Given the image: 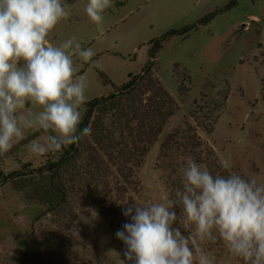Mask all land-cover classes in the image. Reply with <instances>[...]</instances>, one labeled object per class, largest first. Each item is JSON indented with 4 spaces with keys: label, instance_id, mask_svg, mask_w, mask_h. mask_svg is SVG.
Segmentation results:
<instances>
[{
    "label": "rangeland",
    "instance_id": "rangeland-1",
    "mask_svg": "<svg viewBox=\"0 0 264 264\" xmlns=\"http://www.w3.org/2000/svg\"><path fill=\"white\" fill-rule=\"evenodd\" d=\"M231 1L113 0L101 35L85 12L88 0H66L70 16L49 39L59 45L75 37L82 48L94 50L89 62L74 57L77 74L87 77V102L108 95L129 74L140 73L150 42L170 30L195 28L166 40L153 60V81L142 82L128 107L105 116L104 136H111L112 148L99 151L105 166L100 196L71 192L69 208L52 214L11 182L0 188V264H120L126 246L116 233L130 222L124 215L127 203L175 200L176 191L183 190L181 169L189 158L214 176L234 172L264 182V0H237L226 10ZM216 11L210 22L197 26ZM159 103L164 108L160 115L173 114L139 161L144 143L137 142V134L145 125L147 132L148 124L156 126L158 118L145 115ZM26 110L38 111L30 103ZM94 115L102 117L98 111ZM38 131L26 130L21 141L0 155L4 173L23 165H28L25 171L36 170L56 156L41 158L29 151L27 146L44 135ZM93 139L86 137L80 151L95 147ZM116 151L125 153L122 175L112 165ZM112 154L116 156L110 158ZM225 161L230 168L223 166ZM176 210L181 212L179 204ZM205 247L214 264H243L219 240Z\"/></svg>",
    "mask_w": 264,
    "mask_h": 264
},
{
    "label": "clouds",
    "instance_id": "clouds-1",
    "mask_svg": "<svg viewBox=\"0 0 264 264\" xmlns=\"http://www.w3.org/2000/svg\"><path fill=\"white\" fill-rule=\"evenodd\" d=\"M112 6L113 0H88L85 7L101 35ZM69 16L66 0H0V155L29 129L44 133L27 146L41 158L92 132L80 129L88 81L74 57L86 63L95 52L75 37L59 45L49 39ZM29 103L38 111L26 110ZM181 171L175 200L127 203L130 222L116 233L126 246L120 264H214L205 245L217 240L243 264H264V182L234 172L214 176L191 158Z\"/></svg>",
    "mask_w": 264,
    "mask_h": 264
},
{
    "label": "trees",
    "instance_id": "trees-1",
    "mask_svg": "<svg viewBox=\"0 0 264 264\" xmlns=\"http://www.w3.org/2000/svg\"><path fill=\"white\" fill-rule=\"evenodd\" d=\"M236 2L237 0H232L225 9H232L236 6ZM216 14L217 11L206 16L199 21L197 26L207 24ZM193 28H195V26H188L179 30H170L163 36L150 42L152 46L148 50V61L140 73L129 74L126 83L121 86H112V92L108 95L96 97L84 104L85 111L83 113L80 129L82 130L84 127L91 126L92 132L89 136L94 137L93 145L95 147H90L88 151H80V148L84 147L83 142L86 138L83 137L77 144L67 146L60 152H57L56 156L46 161L43 166L36 170L25 171L24 169L28 168V165H23L19 170L6 174L0 166V188L11 182L14 188L17 191L23 192L27 198L40 204L47 205L48 212L52 214H61L66 208H69L68 199L69 193L71 192L78 191L81 195L91 194L100 196L98 183L105 175L103 171L105 166L100 159L99 151H102L104 148H112L110 143L111 136H104L107 128L105 126V116L111 111L113 112V110L117 111L128 107V100H130V98L132 99L142 82L153 81L151 76L153 60L157 56L159 50L162 49V44L174 36H183L187 34ZM99 76L104 84H110V81L104 74L99 73ZM262 86L264 87V79L262 80ZM156 104H153L151 107L152 110H149L147 116L145 115L146 119L156 116L158 118L156 126L148 124L147 127H149V130L147 132L144 130L145 125L142 127L143 130L141 128L140 133L137 134V136H140L137 142L144 143L142 147V151L144 150V152L138 154L140 158L139 161L144 157L143 154L146 152L147 146H150L160 135L166 119L173 114V110H169L170 112L166 115H160L164 114L162 112L164 108H162L160 103L157 106ZM169 104L172 105L171 102ZM96 111L102 113V117L94 115ZM123 112H119L118 114L120 115V113ZM42 133V130H40L37 135ZM137 152L139 153L138 150ZM115 153H117L116 158H114V156H116L114 155ZM114 154L110 155V158L113 157L116 160V163L112 162V165L115 167L117 166V172L122 175L121 169H125V166L120 164V161L125 160V153L116 151ZM130 156V158H132L133 153H130ZM135 160L137 161V159ZM139 164L140 162H138L137 167Z\"/></svg>",
    "mask_w": 264,
    "mask_h": 264
}]
</instances>
